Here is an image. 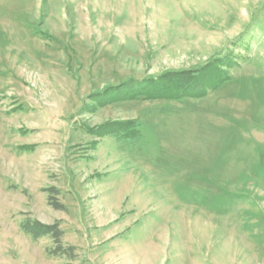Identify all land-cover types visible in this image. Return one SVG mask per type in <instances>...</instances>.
<instances>
[{"label": "rangeland", "instance_id": "obj_1", "mask_svg": "<svg viewBox=\"0 0 264 264\" xmlns=\"http://www.w3.org/2000/svg\"><path fill=\"white\" fill-rule=\"evenodd\" d=\"M217 60L202 97L90 99ZM0 264H264V0H0Z\"/></svg>", "mask_w": 264, "mask_h": 264}, {"label": "trees", "instance_id": "obj_2", "mask_svg": "<svg viewBox=\"0 0 264 264\" xmlns=\"http://www.w3.org/2000/svg\"><path fill=\"white\" fill-rule=\"evenodd\" d=\"M219 59V58H218ZM217 60L214 63L202 65L196 69L168 70L156 76H147L141 79L130 78V80L120 82L115 85L106 86L101 91L94 92L90 99L99 102L100 105H108L114 102L145 97L149 99H180L184 97H202L207 90L217 89L224 81L230 79L221 77L226 73ZM211 86V87H210ZM133 121H109L102 125L89 128L96 134L112 133L113 128L124 130V134L129 138H136ZM53 189H50L52 191ZM49 203L56 208H62L63 204L54 200L53 194L49 197ZM22 230L30 234L33 238L38 239L46 235L53 237L55 247L51 253L56 256H75L74 247H65L62 244L64 231L61 229L59 222L54 224H44L38 220H28L22 225Z\"/></svg>", "mask_w": 264, "mask_h": 264}]
</instances>
